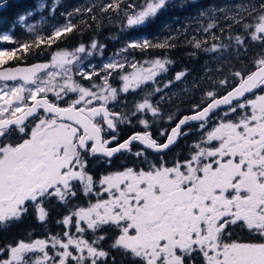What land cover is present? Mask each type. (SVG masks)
Segmentation results:
<instances>
[{
    "label": "snow or ice",
    "instance_id": "obj_1",
    "mask_svg": "<svg viewBox=\"0 0 264 264\" xmlns=\"http://www.w3.org/2000/svg\"><path fill=\"white\" fill-rule=\"evenodd\" d=\"M174 6L92 3L41 35L28 20L48 5L0 0V10L22 8L0 32L9 45L0 46V231L28 217L44 229L0 246V264H116L114 253L125 264H264V0H207L196 17L202 37L184 39L190 56L205 53L216 67L191 79L181 70L163 83L179 29L126 42L99 66L89 58L103 60L106 45L95 39L57 44L92 28L85 13L98 30L96 9L126 31ZM17 26L31 42L14 36ZM122 158L131 164L99 175L91 167ZM54 204L64 211L52 221Z\"/></svg>",
    "mask_w": 264,
    "mask_h": 264
},
{
    "label": "trees",
    "instance_id": "obj_2",
    "mask_svg": "<svg viewBox=\"0 0 264 264\" xmlns=\"http://www.w3.org/2000/svg\"><path fill=\"white\" fill-rule=\"evenodd\" d=\"M9 4L12 0H7ZM112 0H20V3L24 7L35 9L41 3H45L48 7L36 12L34 17L29 18L28 23L35 26L37 33L41 35L48 34L51 24H63L65 16L61 13L67 11H73L75 8L87 6L92 3H109ZM136 3H142V0H135ZM174 7H169L161 15L154 19L149 25L142 30H121L120 21L115 18V13H103L99 9L94 10V15L99 20L104 17L102 26L97 30L95 28V22L89 19L88 14L85 13V20L88 21L92 28L84 31L82 34L72 35L69 34L70 39L66 42L58 41L57 44L60 48H73L79 43L83 42L86 45L90 44L93 39L98 43L106 45L104 54L107 52L113 54L119 51V49L125 45L126 42L134 41L147 37L150 40H163L167 36H177V30H180L179 39L174 41L176 47L167 51V58L174 61V66L171 68L168 74L165 76L171 77L176 72L185 70L190 72L189 79L193 76L202 75V67L206 64H215L209 59V56L205 53H199L197 57L190 56L189 53L193 49L185 43V36L191 39L195 36L197 39L202 37V34L196 31L198 22L196 19L191 18L207 3V0H174ZM55 4L56 9L54 13V19L52 17L51 5ZM22 11L21 7L17 8H5L0 10V32H4L9 28V25L13 23V20L17 12ZM112 16V22L109 23L107 17ZM14 36L19 38L23 42H31L32 35L27 32L26 28H20L17 26L14 31ZM63 40V38H62ZM56 45H54L55 47ZM164 53L161 50H156L153 53L154 57L159 58ZM149 57H142L137 55L138 60L148 59ZM41 60L47 59L46 56L40 57ZM35 61L29 59L28 62ZM239 67V65H237ZM118 85V84H116ZM26 230V229H24ZM35 232V236H36ZM25 232L20 228L12 227L8 231H0V246L10 244L18 238H23Z\"/></svg>",
    "mask_w": 264,
    "mask_h": 264
},
{
    "label": "flooded vegetation",
    "instance_id": "obj_3",
    "mask_svg": "<svg viewBox=\"0 0 264 264\" xmlns=\"http://www.w3.org/2000/svg\"><path fill=\"white\" fill-rule=\"evenodd\" d=\"M31 63V62H28ZM132 129L130 128H124L121 132L122 137L126 138L128 135L131 134ZM191 143V138L187 141H184L180 144L179 147H177L174 152L169 153V159L173 158L175 155L182 153L187 145ZM124 164H131L130 159L122 158V159H115L111 169H109L107 164H104L102 162H93L91 167L93 171L99 175V174H104L108 170H115L117 168H120ZM53 211H52V221H55L56 219L61 218V214L63 213V208H61L59 205H53ZM15 228H20L23 232H26L28 229H34L35 232L37 233L36 235H43L44 234V229L32 218L28 217L24 223L18 224L13 226ZM49 228H51L53 231H59V226L55 225V223L50 222ZM26 229V230H24ZM110 243V241L106 242L105 248H107V244ZM116 255V264H125V261L122 257L119 256V254L114 253Z\"/></svg>",
    "mask_w": 264,
    "mask_h": 264
},
{
    "label": "rangeland",
    "instance_id": "obj_4",
    "mask_svg": "<svg viewBox=\"0 0 264 264\" xmlns=\"http://www.w3.org/2000/svg\"><path fill=\"white\" fill-rule=\"evenodd\" d=\"M172 1H174V0H172ZM197 15H198V12H197L194 16H192L191 18L196 19ZM20 28H21V27H20ZM0 46L8 47L9 45H6V44H0ZM111 55H112V54H109V53L107 52L106 54L103 53V60L97 59L96 56L90 57L89 59L92 60L94 63H96L97 66H99L101 63H103L105 60H107ZM212 62L215 64V66H214V68H215V67H216V62H215V61H212ZM208 65H209V64H208ZM209 66L212 67V65H209ZM203 71H204V67H202V73H203ZM168 78H171V77L165 76V79H164L163 83H166ZM114 86L119 87L120 85L118 84V85H114ZM161 86H162V84H161ZM128 99L130 100V99H132V97L129 96ZM36 236L39 237V236H41V235L39 234V235H36Z\"/></svg>",
    "mask_w": 264,
    "mask_h": 264
}]
</instances>
